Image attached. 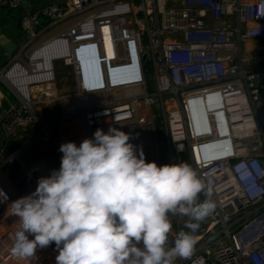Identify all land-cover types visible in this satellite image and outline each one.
I'll use <instances>...</instances> for the list:
<instances>
[{"label": "built area", "instance_id": "built-area-1", "mask_svg": "<svg viewBox=\"0 0 264 264\" xmlns=\"http://www.w3.org/2000/svg\"><path fill=\"white\" fill-rule=\"evenodd\" d=\"M21 5L0 0V11ZM18 25L24 42L0 70V84L17 100L0 122L5 141L22 143L34 128V140L53 137L56 126L76 122L82 139L67 129L64 143L79 146L97 128L114 127L151 156L163 137L166 163L190 164L205 184L199 199L216 205L194 234L192 257L176 264H264V0H53L21 14ZM47 48L53 56L43 67L37 55ZM54 64L66 71L68 93ZM51 103L62 112L50 125L36 105ZM205 105L212 112L203 118ZM4 172L20 197L35 190L22 162L0 150ZM0 192L2 211L10 196L2 183ZM187 219L171 217L170 243L189 231ZM18 230L0 235V264L16 258Z\"/></svg>", "mask_w": 264, "mask_h": 264}, {"label": "clouds", "instance_id": "clouds-1", "mask_svg": "<svg viewBox=\"0 0 264 264\" xmlns=\"http://www.w3.org/2000/svg\"><path fill=\"white\" fill-rule=\"evenodd\" d=\"M207 105L198 115L207 117ZM214 119H218L213 116ZM118 128L62 143L59 169L13 201L18 219L13 255L29 264L37 249L55 245V264H176L194 253L195 233L215 210L201 201L205 184L187 162L157 166ZM177 151H180L177 148ZM0 203L7 196L0 192ZM187 217L169 242L171 217ZM29 236L33 237L29 239Z\"/></svg>", "mask_w": 264, "mask_h": 264}, {"label": "crops", "instance_id": "crops-1", "mask_svg": "<svg viewBox=\"0 0 264 264\" xmlns=\"http://www.w3.org/2000/svg\"><path fill=\"white\" fill-rule=\"evenodd\" d=\"M53 0H22L21 9L18 12H10L6 9L0 11V29L3 31L4 37L10 42L12 45L16 46V50L12 55L16 53L17 50L22 46L24 42V37L20 31L18 25V18L21 14L27 12H33L40 10L46 6H48ZM44 25V23H42ZM54 35V31L49 34L47 33L46 37H50ZM11 55V56H12ZM11 56H7L3 53L2 48L0 47V70L6 65L9 58ZM25 85L22 83L19 85L18 90L23 92ZM4 85L0 84V122L2 118L12 110L17 105L16 98L7 91ZM69 89L60 90L62 94L68 93ZM70 92V91H69ZM52 105H58L56 103L51 104H38L36 105L37 111H40L41 107H48ZM59 106V105H58ZM60 107V106H59ZM76 123V122H75ZM75 123H71L72 125ZM66 127V126H59ZM35 129V128H34ZM3 137L0 132V149H1V142L3 141ZM24 144V143H23ZM25 147L23 150L16 155V157L24 163L27 168L31 169L33 175L38 179L42 176L46 177L49 175L50 171L53 169H59L60 166V153L55 150L52 151L51 157L44 158L43 155L39 154L37 157L32 158L26 154L28 149V145L24 144ZM37 154V153H36ZM18 166V165H15ZM16 169V168H15ZM18 169V167H17ZM20 172V170H19ZM0 183H2L7 190L10 196V203L0 211V235L4 233L6 230L10 229L15 224H18V219L11 215V208L9 205L15 201L16 199L20 198V193L18 192L17 187H15L11 181V175L4 172L0 174ZM50 247L44 249H37L35 253V259L31 261V264H40L41 261H44V258H48L51 254ZM46 258V259H47ZM47 260L44 261V264ZM29 263L28 260H22L19 258H14L13 260L9 261L7 264H25ZM47 264V263H46Z\"/></svg>", "mask_w": 264, "mask_h": 264}, {"label": "rangeland", "instance_id": "rangeland-1", "mask_svg": "<svg viewBox=\"0 0 264 264\" xmlns=\"http://www.w3.org/2000/svg\"><path fill=\"white\" fill-rule=\"evenodd\" d=\"M54 30H55L54 32H56V33L60 31V29H54ZM50 33H52V31H50L49 34ZM249 48H253V47H249ZM249 48L247 46H244V50H247ZM54 74L56 76L57 86L59 87V89L60 90H62V88L63 89H69V87H66L64 85V83H65L64 79L66 78V71L63 68H61V66L59 64H54ZM7 91L10 93V91L8 89H7ZM37 112H38V115L40 116V118L43 120V122L51 125L60 119L62 109L58 105H52V106H48V107H41L40 111H37ZM58 127L59 126H56L52 130L53 137L48 136V135L47 136L42 135L41 137H37L34 141H31L32 137H34V136H31V134H30L26 138V140L22 142V143L28 145V149L26 151V154L32 158H35L39 154H41L44 156V158L46 157L49 159L51 157L52 151H55V150L58 151L59 146L65 142L64 139L67 141V139L69 138L70 133H69V131H67V129H72V131L77 132L76 138L78 141L80 139H82L81 130H80L79 126L77 125V123H75L73 125H69V127H60V128H58ZM56 141H58V142H56ZM57 143H59L60 145H58ZM60 155H62V154L60 153ZM144 155H146V154H144ZM145 160H146V162H155L157 164V166H162V165L167 164L166 163V155H165L164 151L162 150V152H160V151L158 152V150L155 147H154V149L152 147L151 156L150 155L145 156ZM22 164L25 167V173L31 179H33V181L36 183L37 178L35 177V175H33V172L31 171V169L27 168V166L24 163H22ZM17 167H18V169H17ZM14 168H16L17 170H20L19 166H15ZM22 175H23V172H22ZM24 176H25V174H24ZM25 178H26L25 180L29 184H32L30 179H28L26 176H25ZM50 251H51L50 256L48 258L46 257L47 259L44 258V261L47 260L46 261L47 264H55L56 255L51 249H50ZM44 261H41L40 264H44ZM25 264H29V263H25Z\"/></svg>", "mask_w": 264, "mask_h": 264}, {"label": "water", "instance_id": "water-1", "mask_svg": "<svg viewBox=\"0 0 264 264\" xmlns=\"http://www.w3.org/2000/svg\"><path fill=\"white\" fill-rule=\"evenodd\" d=\"M0 47L3 50V53L7 56H11L14 51L16 50V46L13 45V49H12V45L8 40L4 37L3 35V31L0 29ZM261 67L264 68V62L261 63ZM38 137L35 136V138ZM34 140V139H32ZM25 147V145L23 143H21L20 141H5L3 140L1 142V155L4 159H8L12 156H16L17 154H19L23 148Z\"/></svg>", "mask_w": 264, "mask_h": 264}, {"label": "bare ground", "instance_id": "bare-ground-1", "mask_svg": "<svg viewBox=\"0 0 264 264\" xmlns=\"http://www.w3.org/2000/svg\"><path fill=\"white\" fill-rule=\"evenodd\" d=\"M249 48V47H248ZM53 56V53L50 51V49H44V51H42L41 53H39L37 55V58H42V61H41V66H45L47 67L48 63H49V60H51ZM27 88L26 86L24 87L23 89V92L20 91V93L23 95V96H26L27 95Z\"/></svg>", "mask_w": 264, "mask_h": 264}, {"label": "trees", "instance_id": "trees-1", "mask_svg": "<svg viewBox=\"0 0 264 264\" xmlns=\"http://www.w3.org/2000/svg\"><path fill=\"white\" fill-rule=\"evenodd\" d=\"M37 131H38L37 128L33 129V130L31 131V133H30L31 136H34V135L37 133ZM162 150H163L164 153H165V151H166L165 139H164L163 137H159V141H158V152H159V151L162 152ZM200 200L203 201L202 198H200ZM49 247H50L51 250L55 253V255H58V252L55 250V245H54V244L51 245V246H49ZM56 253H57V254H56Z\"/></svg>", "mask_w": 264, "mask_h": 264}, {"label": "snow or ice", "instance_id": "snow-or-ice-1", "mask_svg": "<svg viewBox=\"0 0 264 264\" xmlns=\"http://www.w3.org/2000/svg\"><path fill=\"white\" fill-rule=\"evenodd\" d=\"M105 31H107V29H105Z\"/></svg>", "mask_w": 264, "mask_h": 264}]
</instances>
